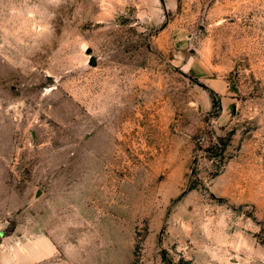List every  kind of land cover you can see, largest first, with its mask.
<instances>
[{
	"label": "rangeland",
	"instance_id": "374dc122",
	"mask_svg": "<svg viewBox=\"0 0 264 264\" xmlns=\"http://www.w3.org/2000/svg\"><path fill=\"white\" fill-rule=\"evenodd\" d=\"M43 238L264 264V0H0V247Z\"/></svg>",
	"mask_w": 264,
	"mask_h": 264
},
{
	"label": "crops",
	"instance_id": "0c3cea01",
	"mask_svg": "<svg viewBox=\"0 0 264 264\" xmlns=\"http://www.w3.org/2000/svg\"><path fill=\"white\" fill-rule=\"evenodd\" d=\"M40 241L42 245L34 241L5 243L3 239L0 247V264H30L43 259L48 253L53 252V246L44 238Z\"/></svg>",
	"mask_w": 264,
	"mask_h": 264
}]
</instances>
